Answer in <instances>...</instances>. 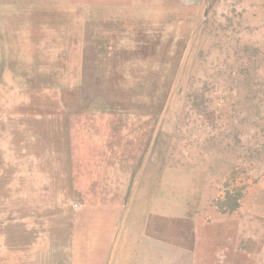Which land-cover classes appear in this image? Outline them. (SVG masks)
<instances>
[{"label": "rangeland", "instance_id": "rangeland-1", "mask_svg": "<svg viewBox=\"0 0 264 264\" xmlns=\"http://www.w3.org/2000/svg\"><path fill=\"white\" fill-rule=\"evenodd\" d=\"M0 264H264V0H0Z\"/></svg>", "mask_w": 264, "mask_h": 264}]
</instances>
